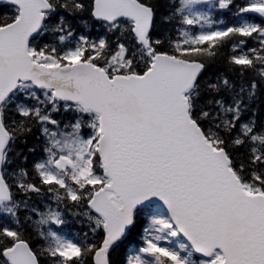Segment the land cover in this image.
Segmentation results:
<instances>
[{"label": "snow or ice", "instance_id": "snow-or-ice-1", "mask_svg": "<svg viewBox=\"0 0 264 264\" xmlns=\"http://www.w3.org/2000/svg\"><path fill=\"white\" fill-rule=\"evenodd\" d=\"M6 2L0 264H114L141 232L125 264H264V120L244 119L264 81V23L245 14L264 19V0L232 23L213 13L233 0ZM85 11L102 34L77 33L69 16ZM228 46L231 68L253 73L247 86L204 78ZM34 126L43 155L9 171L35 153ZM46 194L55 207L30 203ZM73 208L98 243L54 229ZM29 221L43 243L26 235Z\"/></svg>", "mask_w": 264, "mask_h": 264}, {"label": "trees", "instance_id": "trees-1", "mask_svg": "<svg viewBox=\"0 0 264 264\" xmlns=\"http://www.w3.org/2000/svg\"><path fill=\"white\" fill-rule=\"evenodd\" d=\"M159 2L163 3L165 0H159ZM247 0H233V5L228 9L223 10H217L213 13L214 17L218 20H224L226 23H232L236 20V13L237 9L240 6H243ZM86 4H90L91 0H85ZM14 14V7L7 4L6 0H3L0 2V19H3L5 16H11ZM245 18L249 19L251 22L255 23H264V19L259 17V14L249 13L245 14ZM69 20L72 21L73 26L75 27L77 33H83L86 35H90L92 37H96L99 34H102L104 32V29L100 27L98 23H96L94 20L91 19L89 16V13L85 11L84 13H78L75 17L69 16ZM82 21H88L87 24L82 23ZM156 35L159 34V32L155 33ZM119 33H116L115 35L110 34V38L112 40H115L116 36H118ZM53 37H48V40H52ZM249 47H256L257 45L249 40L248 42ZM231 54V47L228 46L225 48L223 53L220 57L217 58V60L211 65L209 71L205 73V79L209 76L215 77L217 75H225L227 76L233 83L239 87L241 84L247 86V84L250 82V80L253 78V73L249 72L246 73L244 76H240L234 69L231 68V66L228 64L227 57ZM257 79V93L256 98L254 102L250 106V110L248 113L245 114L244 119H248V117L251 115V112L253 110H256L258 112V118L264 120V81H261L258 77ZM11 114V113H10ZM57 119H62L65 122L68 119H71V115H58L56 117ZM15 119H19V117H15ZM62 126V125H61ZM28 145L27 147H35L36 151L34 154L29 155L27 164H22L21 160L14 159L12 165L9 168V171L15 170L19 166L27 167L31 171L32 164L35 160L40 158L43 155V138L40 136L38 126L33 127V132L27 137ZM18 149H24L26 151V146L17 143ZM31 204L38 206L41 210H44L45 205L44 204H51L52 207H55V203L52 201V197L50 194H46L42 198L33 197L32 201H30ZM64 211V219L66 223L63 226H54V229H58L59 231L66 232L70 236H72L74 239H83L84 233H88L89 239L92 242L98 243L100 240V233H97L96 235H93L88 227L86 218H83L81 216L73 215V213L80 212L82 209H76L73 208L71 211H67L62 209ZM21 221H24V217L27 215H31V213L21 212ZM33 219H38V217H33ZM24 229L26 232V235L33 241L34 245H38L43 243L39 236L37 235V232L35 230V225L32 224L30 221L24 223ZM141 237L142 232L135 236L133 238V241L131 243H126L125 245H122L121 248L116 252L113 253L112 259L114 261V264H125L127 253L130 248L138 246L141 243ZM87 264H91V260L89 259L87 261Z\"/></svg>", "mask_w": 264, "mask_h": 264}, {"label": "rangeland", "instance_id": "rangeland-1", "mask_svg": "<svg viewBox=\"0 0 264 264\" xmlns=\"http://www.w3.org/2000/svg\"><path fill=\"white\" fill-rule=\"evenodd\" d=\"M44 205H46V204H44ZM63 235H65V234H63ZM66 236H67V235H66ZM69 238H70V237H69ZM134 248H136V247H134ZM134 248H132V249L129 251L128 255L131 254V252H132V250H133Z\"/></svg>", "mask_w": 264, "mask_h": 264}, {"label": "water", "instance_id": "water-1", "mask_svg": "<svg viewBox=\"0 0 264 264\" xmlns=\"http://www.w3.org/2000/svg\"><path fill=\"white\" fill-rule=\"evenodd\" d=\"M1 1V0H0Z\"/></svg>", "mask_w": 264, "mask_h": 264}]
</instances>
